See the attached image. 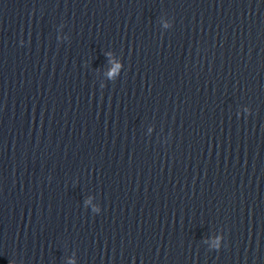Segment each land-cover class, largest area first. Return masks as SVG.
<instances>
[{
  "label": "water",
  "instance_id": "1",
  "mask_svg": "<svg viewBox=\"0 0 264 264\" xmlns=\"http://www.w3.org/2000/svg\"><path fill=\"white\" fill-rule=\"evenodd\" d=\"M0 264H264V0H0Z\"/></svg>",
  "mask_w": 264,
  "mask_h": 264
}]
</instances>
